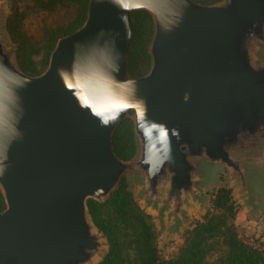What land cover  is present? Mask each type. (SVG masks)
<instances>
[{"label": "water", "instance_id": "water-1", "mask_svg": "<svg viewBox=\"0 0 264 264\" xmlns=\"http://www.w3.org/2000/svg\"><path fill=\"white\" fill-rule=\"evenodd\" d=\"M1 12V11H0ZM145 12L149 70L128 73L129 16ZM0 23V264H99L107 243L89 201L121 181L181 229L225 169L251 213L264 192V0H89L45 71L26 76ZM130 118L134 156L112 137ZM142 210V211H144Z\"/></svg>", "mask_w": 264, "mask_h": 264}, {"label": "rangeland", "instance_id": "rangeland-1", "mask_svg": "<svg viewBox=\"0 0 264 264\" xmlns=\"http://www.w3.org/2000/svg\"><path fill=\"white\" fill-rule=\"evenodd\" d=\"M191 1L198 5L210 6L223 0ZM88 2L89 0H0V23L9 43L14 48L15 64L23 74L35 77L45 71L56 42L76 32L84 23ZM129 22L132 38L128 47V73L130 77L138 78L149 70L150 58L146 50L152 39L153 26L150 16L145 12L132 13L129 16ZM132 128L131 119L128 118L120 124L112 137L114 153L123 162H128L135 153ZM121 184L130 195L133 204L140 211L144 210L138 201L137 185L125 180L121 181ZM226 193L232 203L233 225L238 239L254 249L264 250V192H258L260 202L257 205V211L251 213L245 202L239 199L225 169H219L209 176L203 193L205 200L203 207L190 206L186 211L188 216L177 232L173 233L170 222L164 219L161 226H158L155 214L146 210L142 211L151 218L154 225L158 259L166 261L173 258L188 230L196 223H202L205 217L221 213L215 207L222 204ZM94 203L92 201L87 203L88 214L89 207ZM4 207L0 193V212L4 210ZM89 216L93 223L90 214ZM115 217L116 214L113 211L100 213V219L104 222L108 220L114 224ZM97 231L101 233L98 229ZM105 241L107 243L106 238ZM217 241L220 243L217 239L211 241L210 250L206 254L205 261L209 264L221 254ZM107 247L103 253L105 255L109 250L108 243Z\"/></svg>", "mask_w": 264, "mask_h": 264}, {"label": "trees", "instance_id": "trees-1", "mask_svg": "<svg viewBox=\"0 0 264 264\" xmlns=\"http://www.w3.org/2000/svg\"><path fill=\"white\" fill-rule=\"evenodd\" d=\"M114 137V135H113ZM112 145L114 139L112 138ZM218 215L205 217L185 233L182 245L173 258L160 261L156 254V235L151 218L131 201L121 184L116 193L104 204H92L89 214L95 227L103 233L109 246L99 264H209L205 261L211 241L218 243L221 254L210 264H264V250L241 242L233 225L232 203L226 193ZM115 212V222L103 221L100 213Z\"/></svg>", "mask_w": 264, "mask_h": 264}]
</instances>
